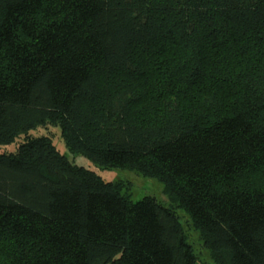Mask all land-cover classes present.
<instances>
[{
    "label": "trees",
    "instance_id": "trees-1",
    "mask_svg": "<svg viewBox=\"0 0 264 264\" xmlns=\"http://www.w3.org/2000/svg\"><path fill=\"white\" fill-rule=\"evenodd\" d=\"M264 264V0H0V264ZM23 138L17 142V139Z\"/></svg>",
    "mask_w": 264,
    "mask_h": 264
},
{
    "label": "rangeland",
    "instance_id": "rangeland-1",
    "mask_svg": "<svg viewBox=\"0 0 264 264\" xmlns=\"http://www.w3.org/2000/svg\"><path fill=\"white\" fill-rule=\"evenodd\" d=\"M29 137L44 136L50 139L55 149L63 155L69 162L80 166L86 170L97 174L103 181L112 182L120 186L121 194L131 201H140L145 197L156 200L160 205L172 209L176 214L181 228L185 234L186 243L192 248L193 253L198 257L200 264H215L210 258L209 249L203 245L199 231L195 230L191 223L189 215L177 203L171 201L165 192L163 183L159 180L146 177L139 172L126 169H103L94 166L91 162L82 156H73L66 148L61 138L59 127L46 126L28 132ZM23 138L17 139L21 141ZM16 143L0 146V153H14Z\"/></svg>",
    "mask_w": 264,
    "mask_h": 264
}]
</instances>
